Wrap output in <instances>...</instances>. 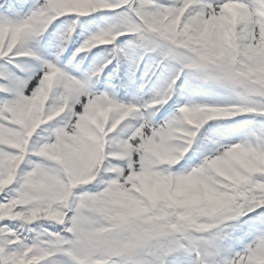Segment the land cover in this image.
I'll list each match as a JSON object with an SVG mask.
<instances>
[{
	"label": "snow or ice",
	"instance_id": "1",
	"mask_svg": "<svg viewBox=\"0 0 264 264\" xmlns=\"http://www.w3.org/2000/svg\"><path fill=\"white\" fill-rule=\"evenodd\" d=\"M0 264H264V0H0Z\"/></svg>",
	"mask_w": 264,
	"mask_h": 264
}]
</instances>
